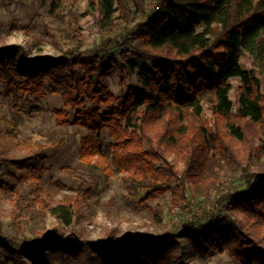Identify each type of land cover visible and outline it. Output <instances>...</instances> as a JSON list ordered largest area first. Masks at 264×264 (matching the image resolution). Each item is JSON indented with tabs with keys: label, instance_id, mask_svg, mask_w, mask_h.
I'll return each mask as SVG.
<instances>
[{
	"label": "trees",
	"instance_id": "1",
	"mask_svg": "<svg viewBox=\"0 0 264 264\" xmlns=\"http://www.w3.org/2000/svg\"><path fill=\"white\" fill-rule=\"evenodd\" d=\"M149 1L155 3L151 12L146 0H90L101 20L123 29L89 54L68 49L38 59L22 44L0 45L4 94L18 99L46 91L62 95L76 109L73 121L89 129L81 142V159L107 176L127 174L129 190H147L145 206L170 190L175 201L186 198L187 176L196 195L209 200L216 190L220 202L228 200L239 216L220 214L208 223L194 216L178 233H133L117 242L110 237L81 239L75 230L61 237L56 227L23 239L19 221L12 224L16 235L6 234L0 221V264H190L193 257L215 251H227L229 264H264V139L250 151L259 159L257 170L244 166L238 150L249 126H264L261 78L240 61L249 52L264 78V0ZM11 2L1 0L0 5ZM49 2L50 14L57 17L59 0ZM134 6L144 17L128 27ZM116 11L120 13L113 18ZM131 52L136 58H126ZM143 59L152 65L143 66ZM114 74L122 85L136 75L141 87L131 86L119 97L105 83ZM235 77L241 79L237 106L229 95ZM86 100L93 106L85 107ZM205 104L211 118L204 116ZM55 112L58 124L70 122L68 109ZM7 122L16 136L23 117L16 113ZM106 129L112 140L104 146ZM8 149L7 134L0 129V169L20 171L18 179L33 181L40 191L43 158H13ZM173 153L184 159L182 171L169 160ZM235 166H242L246 189L225 192L221 171ZM81 191L87 194L89 189ZM14 193V213L20 217L29 214L30 220L43 222L48 208L60 222L72 225L80 214L79 196L65 194L56 205H47L38 195L31 204L19 190Z\"/></svg>",
	"mask_w": 264,
	"mask_h": 264
},
{
	"label": "rangeland",
	"instance_id": "2",
	"mask_svg": "<svg viewBox=\"0 0 264 264\" xmlns=\"http://www.w3.org/2000/svg\"><path fill=\"white\" fill-rule=\"evenodd\" d=\"M59 2L57 17L50 14L49 0H13L11 3L0 5V45L22 44L30 56L38 59L56 57L68 49L89 54V51L100 46L104 38L109 35L118 36L123 29V26L120 28L112 26L113 23L108 19L101 20L102 15L96 8L97 5L91 7L90 0ZM154 5L155 3L146 0L145 8L151 12ZM119 13L114 12L112 17L118 16ZM142 17L144 15L134 6L132 21L124 25L131 27ZM68 22L75 25V29H71ZM114 22L117 23V20ZM114 49L120 51L122 47ZM126 58L133 59L136 55L131 52ZM240 61L244 69L253 71L261 78L264 92V78L255 68L249 52L244 51ZM142 63L143 66L152 65V61L148 59H143ZM230 81L232 88L229 95L237 106V88L241 85V79L235 77ZM105 83L109 90L119 97H123L131 86L137 89L141 87L136 75L128 79L125 85L120 83L118 74L108 76ZM85 105L87 108L93 106L89 100H86ZM62 108L70 111V122L65 125L58 124L55 112L56 109ZM75 112L76 109L67 106L62 95L58 93L46 91L37 98L32 96L30 99L25 97L18 99L4 94L3 85L0 84V129L7 134L8 155L13 158H36L35 156L39 155L43 158L40 170L43 186L40 191L35 190L33 181L19 180L20 171L6 167L0 169V184H4L0 188V221L6 234H18L12 224L19 221L22 231L26 233L24 235L19 232L23 239H35L44 231L56 227L61 237H69L72 230H75L81 239L96 240L110 237L117 242L122 236L133 233L153 235L163 232L178 233L182 230L184 222L194 216L199 223H208L220 214L239 216L235 210L228 207V200L220 202L222 197L216 190L209 200H203V197L196 195L187 176H184L187 186L186 198L179 196V200L175 201L174 193L170 190L148 200L149 206H145L143 199L147 195V190L140 189L137 192L129 190L124 178L127 174L116 173L107 176L101 170L92 169L81 159V142L89 133V129L73 121ZM16 113L23 117V122L19 125L16 136H13L7 119L11 120ZM204 116L211 118L207 104ZM244 135L243 140L238 141L239 158L244 166L257 170L259 159L254 154L255 151L251 155L250 151L263 142L264 126L259 124L249 126ZM111 140L110 131L106 129L102 135V143L106 146ZM168 158L179 171L185 168V161L179 155L173 153ZM173 185L176 187L177 184L174 182ZM12 187L19 190L31 204L36 202L37 195L47 205H56L65 194L79 196L80 214L75 216L72 225L60 222L48 208L43 222L30 220L29 214L20 217L14 213L15 193ZM82 187L89 189L87 194L81 191ZM221 187L225 192L244 191L246 184L242 178V166L224 168L221 171ZM229 262L230 256L227 251H215L211 255L193 257L190 264Z\"/></svg>",
	"mask_w": 264,
	"mask_h": 264
}]
</instances>
